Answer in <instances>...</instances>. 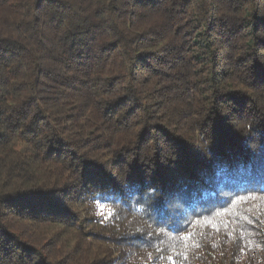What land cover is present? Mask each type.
<instances>
[{
    "label": "trees",
    "instance_id": "1",
    "mask_svg": "<svg viewBox=\"0 0 264 264\" xmlns=\"http://www.w3.org/2000/svg\"><path fill=\"white\" fill-rule=\"evenodd\" d=\"M0 264H264V0H0Z\"/></svg>",
    "mask_w": 264,
    "mask_h": 264
}]
</instances>
